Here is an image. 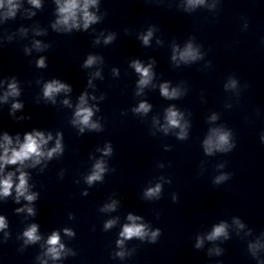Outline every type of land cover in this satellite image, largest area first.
<instances>
[{
	"label": "clouds",
	"instance_id": "clouds-1",
	"mask_svg": "<svg viewBox=\"0 0 264 264\" xmlns=\"http://www.w3.org/2000/svg\"><path fill=\"white\" fill-rule=\"evenodd\" d=\"M188 5L190 7H195L197 5L204 4V0H187ZM30 3L35 7H40V0H30ZM58 4V12L60 14L59 19L56 24L53 25V28H57L58 26H63L65 31H71L73 28H80L81 25L78 22V13L82 14L83 21V29H87L91 24L96 23L98 21V17L89 11L90 6H95L97 4V0H56ZM5 4L3 0H0V8H4ZM19 7V4L16 0H7V11L4 13L6 18L14 17L16 11ZM39 34V33H38ZM152 31L149 30L146 35L141 37L144 45H148L150 38L152 37ZM113 36H108L105 39V43L111 42ZM99 41H97L98 43ZM36 47L39 49L41 47L40 42H36ZM172 59L178 62L189 63L196 61L198 59H202V55L197 47H194L192 43H188L183 50H180L178 47H173V56ZM97 57L88 56L87 60L84 63V67H90L94 63H96ZM38 67H45V60L41 58L37 61ZM135 71L140 74L141 79L138 81V86L142 89L147 86L152 79L151 72V64L148 67L143 66L139 61H133L131 65ZM115 71V70H114ZM95 75L99 76V72ZM237 80L230 79L229 82L225 85L226 88L235 89L237 87ZM69 92L71 91L70 87L64 83L59 82L58 80H52L44 85L43 88V96L51 100L55 103L54 97L56 94L60 92ZM161 95L168 99H175L181 95L179 89L173 88L169 90V86L167 83H164L160 86ZM19 90L17 88V84L15 80L8 85V91L5 93L3 99L7 101L8 96H18ZM65 104L69 102L67 100L64 101ZM86 94H82L79 98V104L77 106L75 112V118L72 123L74 125H80V132L83 133L85 128L90 130H100V125L98 123L92 122V116L94 115L93 109L86 106ZM22 108V104L13 103L12 110H18ZM151 108L146 102H141L139 106L133 109L134 112L137 113H147ZM166 125L163 127V130L167 133L169 127H178L180 128V132L178 133V138L183 140L187 138V127L188 125L181 124L182 114L178 112L174 107H169L166 110ZM212 120H216L217 117L215 115L212 116ZM52 139L51 134L45 137L44 133L39 131H34L31 133H26L24 136V142L20 143L19 139H17L16 143L18 147H11L13 141L11 137L7 134L3 137V144H0V148H3V155H0V171L4 169L6 165H24L25 161L31 160L33 162V166L35 164L40 163L41 159H50L55 154H59L63 151L61 144V134H57V140L55 147L49 149L48 151H43L42 147L48 143L49 140ZM261 140L264 142V134L261 135ZM204 151L207 155H212L214 152H222L227 153L232 151L235 147V144L231 141V132L228 130H224L222 128H214L210 131L208 137L203 141ZM112 152L111 145H107L103 149L104 155H110ZM224 165H220L223 167ZM106 171L105 163L103 160H98L95 165L93 172L86 178V181L89 185H91L95 181H100L103 178V174ZM13 175L14 173H8L7 176L3 179H0V196L7 197L11 195V190L13 188ZM230 178V174L222 173L217 176L213 181L214 184H220ZM19 183L15 185L16 191V200L19 202L20 197H24L25 200L32 202L36 199V194L28 193V183H27V173L20 171V175L18 177ZM162 185L157 183L155 187H149L144 193L145 198H159L161 193ZM87 194L86 192L84 193ZM176 197L173 196V201H176ZM116 204L113 202L112 204L106 205L103 210H115ZM17 211H21L18 209ZM30 215L34 214L32 208L27 209ZM127 219L131 221L130 224H125L123 226V230L120 232V239L117 240V246L123 247L125 240H130L133 237L140 239L141 241L147 240L149 243H156L157 239L161 235V230L159 228L155 230H149L148 227L143 223H136L137 220L141 218L138 216H133L131 214L128 215ZM239 228H244V224H242L239 219L234 221ZM115 224L114 220H109L105 223V229L111 228ZM7 227L5 218L0 216V230ZM228 225L226 223H220L214 226L213 230L206 236L200 237L198 236L196 239L195 247L197 249L202 248L204 244V240L208 241H216L220 238H224L225 240L229 239L227 232ZM38 226L36 224H32L24 233L25 243H36L41 239V237L37 234ZM66 235L72 236L74 233L70 229H64ZM264 235V234H262ZM47 252L46 255L50 256L53 260H57L61 258L62 252H64L65 246L60 243V235L58 232H53L51 236L47 240ZM261 248H264L259 240L256 242L249 243L248 250L251 252L253 257H256L257 253ZM220 248L210 249L209 255H220ZM117 256L123 258L125 256L124 251H120L116 253ZM46 264V261L43 262ZM258 264H264V261H258Z\"/></svg>",
	"mask_w": 264,
	"mask_h": 264
}]
</instances>
